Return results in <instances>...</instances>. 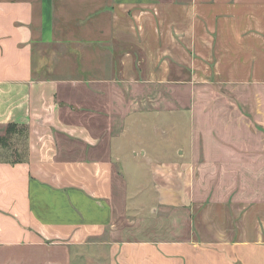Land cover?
Segmentation results:
<instances>
[{"label": "crops", "instance_id": "obj_1", "mask_svg": "<svg viewBox=\"0 0 264 264\" xmlns=\"http://www.w3.org/2000/svg\"><path fill=\"white\" fill-rule=\"evenodd\" d=\"M9 124L0 264H264V0H0Z\"/></svg>", "mask_w": 264, "mask_h": 264}, {"label": "rangeland", "instance_id": "obj_2", "mask_svg": "<svg viewBox=\"0 0 264 264\" xmlns=\"http://www.w3.org/2000/svg\"><path fill=\"white\" fill-rule=\"evenodd\" d=\"M3 140L0 142V156H6V157H16V155L19 153V151H17L18 149L21 150L22 149V143L24 140V133L22 132V130L20 128L16 129V132L14 133H10V134H5ZM1 138V137H0ZM20 155V154H19ZM217 172H215V170H212V176H210L211 179V185L210 182H208V185L211 187H216L217 185L219 186L220 184H223V180L220 179V175H216ZM206 175L207 172L203 175L201 174L200 178L202 179V184L206 182ZM201 181V179H200ZM262 182V180L260 181ZM211 187V188H212ZM214 190L211 189V193H213ZM227 193H231L233 194V192H227ZM159 215L161 217H164L165 219H167V217H175V213L170 212L168 210H164V209H159L158 211ZM163 218V219H164ZM122 226L123 229H126L128 231V229H132L133 224H125L122 223L120 224ZM148 231L151 230L152 232H157V235H162L165 232V230L162 231V229H164L163 227L167 228V223H165L164 225L162 224H156L155 222H151L148 224L143 225ZM176 225H172V228H174ZM179 226V225H178ZM150 227V228H149ZM153 227V228H151ZM130 234V233H129ZM127 234V235H129ZM121 235V234H120ZM126 235V234H125ZM139 236V233L136 232V237ZM163 237H167V234L164 235ZM95 241H98L95 239ZM89 243H87L83 248H81L78 251H74L72 253V263L71 264H120V263H116L115 261H117V254H108L107 253V249L106 248H99L95 249V247H92L90 240L88 241Z\"/></svg>", "mask_w": 264, "mask_h": 264}, {"label": "trees", "instance_id": "obj_3", "mask_svg": "<svg viewBox=\"0 0 264 264\" xmlns=\"http://www.w3.org/2000/svg\"><path fill=\"white\" fill-rule=\"evenodd\" d=\"M17 126L15 124H9L7 127V134L16 132ZM22 132H25V128H20ZM4 137L0 138V142L3 140Z\"/></svg>", "mask_w": 264, "mask_h": 264}]
</instances>
